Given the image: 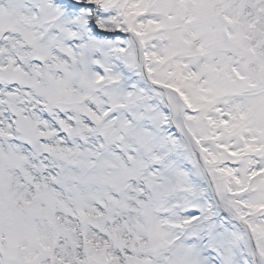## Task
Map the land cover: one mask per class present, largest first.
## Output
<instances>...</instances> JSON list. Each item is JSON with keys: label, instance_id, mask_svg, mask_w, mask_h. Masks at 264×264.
<instances>
[{"label": "snow or ice", "instance_id": "1", "mask_svg": "<svg viewBox=\"0 0 264 264\" xmlns=\"http://www.w3.org/2000/svg\"><path fill=\"white\" fill-rule=\"evenodd\" d=\"M0 264H264V0H0Z\"/></svg>", "mask_w": 264, "mask_h": 264}]
</instances>
